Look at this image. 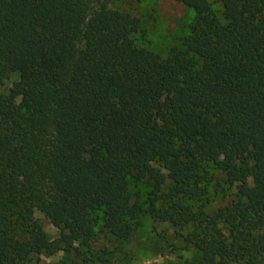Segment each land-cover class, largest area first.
<instances>
[{
	"label": "trees",
	"instance_id": "1",
	"mask_svg": "<svg viewBox=\"0 0 264 264\" xmlns=\"http://www.w3.org/2000/svg\"><path fill=\"white\" fill-rule=\"evenodd\" d=\"M120 1L0 0V264H110L97 233L130 243L145 212L191 227L197 264H264V0H218L225 24L176 0L194 17L165 58ZM209 165L235 192L212 214L185 203L207 198ZM130 179L152 183L146 209Z\"/></svg>",
	"mask_w": 264,
	"mask_h": 264
},
{
	"label": "rangeland",
	"instance_id": "2",
	"mask_svg": "<svg viewBox=\"0 0 264 264\" xmlns=\"http://www.w3.org/2000/svg\"><path fill=\"white\" fill-rule=\"evenodd\" d=\"M207 1L211 4L218 20L225 24L220 2ZM112 6L135 12L140 22L139 29L133 36L136 46L152 51L161 58H165L171 49H183L181 42L190 33L194 13L180 2L142 0L137 5L134 0H121ZM16 80V75L10 76L3 86V92L7 93ZM164 171L167 173L166 170ZM206 171L208 173L207 198L202 201L185 200V203L194 209L202 205L203 209L212 214L217 208L229 204L234 199L235 192L213 166H207ZM171 186V182L167 181L162 193H167ZM129 191L132 202H138L143 209L148 207V199L152 191V183L149 180L135 182L130 179ZM161 204V201L156 202L157 207ZM35 217L42 225L47 239L50 242H56L61 231L38 211L35 212ZM190 231L191 227H186L178 233L170 224L156 220L145 212L140 217V226L130 243L120 244L113 239H105L97 233L93 251L107 247L110 264H197L200 253L183 241V237ZM32 264H82V262L73 255L55 251L39 256Z\"/></svg>",
	"mask_w": 264,
	"mask_h": 264
}]
</instances>
